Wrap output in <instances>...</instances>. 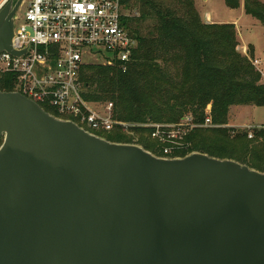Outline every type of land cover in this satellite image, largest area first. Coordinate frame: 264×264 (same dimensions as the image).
<instances>
[{
  "label": "water",
  "instance_id": "obj_1",
  "mask_svg": "<svg viewBox=\"0 0 264 264\" xmlns=\"http://www.w3.org/2000/svg\"><path fill=\"white\" fill-rule=\"evenodd\" d=\"M22 1L0 6V53L20 55ZM0 264H264V173L111 143L0 91Z\"/></svg>",
  "mask_w": 264,
  "mask_h": 264
},
{
  "label": "trees",
  "instance_id": "obj_2",
  "mask_svg": "<svg viewBox=\"0 0 264 264\" xmlns=\"http://www.w3.org/2000/svg\"><path fill=\"white\" fill-rule=\"evenodd\" d=\"M132 1L138 0L121 3L126 9ZM224 1L232 10L241 3ZM183 3L184 19L148 0L143 2L148 8L140 16L124 18L128 34L137 42L127 71L122 72L117 63L84 66L80 76L83 98L93 105L112 103L113 117L120 122L173 125L190 118L197 127L183 138L184 147L159 157L202 153L264 173V128L227 127L232 107L264 108V82L251 64L252 53L238 52L234 24H203L192 0ZM243 10L264 26L263 3L243 0ZM146 22L148 26H144ZM0 91H15L12 76L0 75ZM43 110L57 116L52 108L43 106ZM207 117L214 127H203ZM134 130L133 137L118 127L95 134L111 143L136 144L148 152L159 149L144 136H150L151 130Z\"/></svg>",
  "mask_w": 264,
  "mask_h": 264
},
{
  "label": "built area",
  "instance_id": "obj_3",
  "mask_svg": "<svg viewBox=\"0 0 264 264\" xmlns=\"http://www.w3.org/2000/svg\"><path fill=\"white\" fill-rule=\"evenodd\" d=\"M8 1L0 0V6ZM123 9L121 0H30L24 14L15 18L12 50L20 55L0 53V75L12 76L14 92L42 109H54L57 119L74 122L94 135L118 127L133 137L134 129H149L150 137L164 145L163 155L171 156L184 147L188 131L197 127L190 118L173 125L120 122L113 117L112 103L93 105L83 98L84 66L92 61L117 63L126 72L131 63L137 42L126 30L124 18L131 16ZM251 64L263 74L257 59ZM203 127H214L209 117Z\"/></svg>",
  "mask_w": 264,
  "mask_h": 264
},
{
  "label": "rangeland",
  "instance_id": "obj_4",
  "mask_svg": "<svg viewBox=\"0 0 264 264\" xmlns=\"http://www.w3.org/2000/svg\"><path fill=\"white\" fill-rule=\"evenodd\" d=\"M147 0H138L130 2V7H124V11L131 17L137 18L141 12L147 10V6L143 5V2ZM152 3L158 4L162 8L167 9L174 14L175 17L184 19L187 17L186 7L183 0H148ZM264 4V0H259ZM30 0H26L25 4L17 12L18 16H22L26 11V8ZM194 8L196 9L200 21L203 24H235L236 36L239 43L237 48L238 52L242 55H249L252 53L251 59H257L260 62V68L263 70L261 74L262 82H264V26H262L257 20L245 14L243 10V0H241L240 7L238 9H229L224 0H192ZM213 17L214 23H208L206 21L207 16ZM149 22L144 23V26H148ZM127 30V29H126ZM89 62L90 59H87ZM95 65V62L92 61ZM102 65V64H98ZM102 106V105H101ZM99 108V106H97ZM233 108V107H232ZM229 110L228 124L242 125L244 128H235L238 130H251L256 129L255 127H264V108H257L253 106H241L234 107ZM227 124V125H228ZM259 125V126H258ZM102 134L99 132H94ZM135 135V130L133 131ZM129 136V135H126ZM148 138L149 142L155 144L158 150H150L153 155L159 157L162 153L164 145L159 143L157 140L152 139L149 135L144 134ZM130 137V136H129ZM136 141V137L134 139ZM163 154V153H162ZM161 155V154H160Z\"/></svg>",
  "mask_w": 264,
  "mask_h": 264
},
{
  "label": "crops",
  "instance_id": "obj_5",
  "mask_svg": "<svg viewBox=\"0 0 264 264\" xmlns=\"http://www.w3.org/2000/svg\"><path fill=\"white\" fill-rule=\"evenodd\" d=\"M207 16V18H206V21H208V23H214V21H213V17H211L209 14L208 15H206ZM218 24V23H217ZM235 25V24H234ZM236 26V25H235ZM234 108V107H233ZM232 108V109H233ZM227 126H231V125H227ZM259 126V125H258ZM244 128L245 126H242V125H233V127L232 128Z\"/></svg>",
  "mask_w": 264,
  "mask_h": 264
},
{
  "label": "flooded vegetation",
  "instance_id": "obj_6",
  "mask_svg": "<svg viewBox=\"0 0 264 264\" xmlns=\"http://www.w3.org/2000/svg\"><path fill=\"white\" fill-rule=\"evenodd\" d=\"M16 1H17V0H14V3H16ZM24 1H25V0H23V1L21 2L20 6H19V8H18V10H17V12H18V11L20 10V8L23 6Z\"/></svg>",
  "mask_w": 264,
  "mask_h": 264
}]
</instances>
